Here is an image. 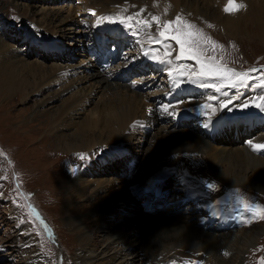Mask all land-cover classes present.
Listing matches in <instances>:
<instances>
[{
	"label": "bare ground",
	"instance_id": "6f19581e",
	"mask_svg": "<svg viewBox=\"0 0 264 264\" xmlns=\"http://www.w3.org/2000/svg\"><path fill=\"white\" fill-rule=\"evenodd\" d=\"M249 1L233 0V8H236L234 3L244 7L225 12L229 0H89L84 5L87 12L85 11L86 15L83 14L81 24L85 22L89 27L110 20L118 26L116 35L124 33L127 35L124 41L131 40L134 43V59L127 66L141 62L138 64L142 70L139 80L146 89L145 92H136L130 84L109 79L116 71H99L94 62L87 58L82 39L84 32L73 21L72 25L67 24L74 16V9L67 5L66 8L50 9L47 8L49 2L46 1L33 0L26 3L24 0H13L12 5L20 12V17L35 23L37 26L32 24L34 30L45 35V40L31 37V41L27 43L25 40L28 41L27 37L30 36L14 31L10 37L23 42L17 43L10 37L7 38L5 30L0 34V101L5 102L18 96L21 102H25L36 96L38 102L34 106L33 115H47L46 135L52 137L51 143H54L58 151L67 154L82 151L80 154L87 155L108 144H121L130 148L134 132L136 149L141 139L150 136L148 146L139 151L140 157L138 150H135L138 157L132 156L130 151H120L102 159L96 158L97 161L101 159L98 166L113 160V157L126 159L124 171L110 173V176H116L114 178L102 179L105 175L100 173L97 177L91 176L93 182L83 180L85 169L92 168L85 163L82 167L78 166L75 174L72 173L74 176L71 181L68 177H65L66 182L60 179L59 186L68 192L65 199L81 203L69 208L66 212L69 217L65 221L77 240L78 249L73 254L77 264H154L156 261L244 264L246 254L257 242L260 229L249 227L248 222L241 229L208 231L198 224L205 219L204 214H199L200 210L189 204H181L188 206L186 215L174 217L169 214V211L178 208L176 203L182 197L176 192L169 194L171 208L166 209L164 215L163 210L155 214L163 207V200L151 201L147 198L145 202L139 203V196L131 194L129 187L133 186L141 193L151 175L173 170L179 174V184L192 187L200 194L201 207L205 213H220L217 203L222 202L218 200L221 197L216 192L217 185L228 188L245 186L264 192V157L249 151L253 145L264 142V124L261 130L258 126L247 130L249 122L244 121L243 127L238 119L240 113L247 112L242 105L251 100L247 91L242 96L243 100L225 109L219 106L230 101H225L227 98L223 96L216 103L222 96L220 94L211 103L205 99L191 103H167V99H160L163 97V89L158 88L166 87L168 83L179 84L183 89L190 84L194 85L188 69L186 72L182 70L183 60L182 63L179 61L186 55L181 56L180 50L175 52L176 43L172 39L173 53L168 50V42H160L159 34L165 31V23L171 21V25H176L177 17L185 15L189 21L187 16H191L198 25L200 22H211L221 30L223 36L229 35L233 39H238L244 28L258 26L262 30L261 40L264 43V0ZM90 8L93 10L89 12ZM65 11L67 15L63 17L62 12ZM129 16L132 17L131 20L127 19ZM153 16L159 20H153ZM102 17L108 19H101ZM117 17L122 18L123 22ZM144 21L151 24V27ZM77 30L82 35L76 34ZM43 31L48 32L53 40L47 41L48 35ZM172 35L168 29L165 39ZM157 37L159 42L155 39ZM62 39L79 45H75L72 51L69 48L62 51L61 47H66L67 43H62ZM33 43L39 53L43 54H36L33 59L27 60L16 44L28 46ZM37 46L48 48L49 51L44 52ZM77 46L81 48L78 49ZM25 50L22 49V52ZM44 54L50 55V65H44L43 60L37 59L40 56L47 60V55ZM76 55L80 60L76 61ZM153 56L158 59H153ZM148 66L151 74L143 71ZM161 72L163 75L159 74ZM182 93L190 94L191 91ZM199 93L201 94L200 90ZM67 95L70 96L63 98ZM204 105L208 107L205 108ZM159 109L163 112L160 113ZM207 116H212L210 122L215 125L212 132L204 131L200 126L201 122L189 123L192 119ZM228 117L231 119L229 122ZM185 124H190L193 129L190 125L185 129ZM223 124L226 128H222ZM23 127L24 125L20 126ZM241 130H244V135H241ZM209 136L213 138L211 144L206 139ZM130 159L136 162L132 169L128 164ZM91 164L93 163L89 165ZM85 212L93 227L98 230L106 229L101 238L95 237V233L92 234L94 230L83 223ZM75 213L76 216L70 217ZM223 216L230 219L231 227L244 223L241 211H231ZM110 221L113 223L109 224ZM204 221L207 224L208 218ZM98 239L99 242L96 241ZM96 242L97 248L94 247ZM29 243L31 257L25 259L24 264H45L42 256L34 250V242Z\"/></svg>",
	"mask_w": 264,
	"mask_h": 264
},
{
	"label": "rangeland",
	"instance_id": "374dc122",
	"mask_svg": "<svg viewBox=\"0 0 264 264\" xmlns=\"http://www.w3.org/2000/svg\"><path fill=\"white\" fill-rule=\"evenodd\" d=\"M25 1L26 3H31L33 0H24V2ZM37 1L49 2L47 8L50 9H60L63 8V6L66 8V5L71 7L74 9V16L70 21H67V24L70 26L73 21L76 27H79L87 12L84 5H86L89 0ZM72 2L76 3L72 4ZM12 3L13 0H0V34L5 30L8 38L13 36L12 32L21 31V34L30 36L27 37L29 38L28 41L25 40L27 43L31 41V37L35 40L43 39L45 35L37 33V31L34 30L32 24H36L32 21V23H30L20 17V12L14 9ZM234 4L237 6L236 3ZM92 10L93 9L90 8L88 11L90 12ZM66 15V11L62 12L63 17ZM179 18L178 23L176 25H171L170 30L173 35L177 32L185 34L184 38L187 40L186 57L184 59H179V61L182 63L183 60L182 70L186 72V69H188L187 71L190 76L196 72V69L203 66L204 69L214 72L215 75L219 77L221 81H218L217 83L219 84L217 85L220 86L222 83L226 82L244 80V83L246 81L250 82L255 75H264V72L259 71L254 73L253 71L259 66H264V43L261 40L262 30L258 26H248L244 28V32L239 38L233 39L232 36L229 35L228 37L223 36L220 32L221 30L211 22L210 24L200 22L198 25L197 21L193 20L191 16H187V19H189L190 22L186 20L185 15L180 16ZM117 19L122 20L120 17H117ZM82 24L86 25L87 23L83 22ZM43 33L48 35L46 38L47 41L53 40L48 32L43 31ZM188 33H191V35H186ZM76 34L82 35L78 30L76 31ZM11 37L10 39L15 40ZM170 39V37L169 39H166L169 43L167 47L169 52L173 53V49H171L172 41ZM215 40L217 41L214 45ZM15 42L19 43L20 40L16 39ZM62 43H66V45L64 44L66 47H61L60 50L62 51L66 48H69V51H72L75 49V45H79L77 42L74 43L67 39H62ZM173 43L175 44L176 42L173 40ZM173 43L172 45H174ZM16 45L27 60L33 59L36 54H43L39 53L34 47V45H36L34 43L33 45L28 46L25 44ZM77 48L80 49L81 46H77ZM175 48V52L180 50L178 44H175ZM188 48L194 50L197 59L190 58L187 54ZM22 49L26 50L22 52ZM49 56L47 55L45 58H48ZM75 57L76 61L80 60V57L77 55ZM54 58L58 59L57 57ZM37 59L43 60L42 63H44V65H50V62L52 61L50 58L44 60V58H41L40 56H37ZM58 60L63 64L60 59ZM138 64H141V62ZM243 73H246L247 75H237ZM159 74H162V72ZM191 78L194 83L196 78ZM206 82H211V80H206ZM245 90L247 91V88H245ZM228 92L231 93L232 91ZM70 95L63 98H67ZM221 97H223V95L219 97L216 103L220 101ZM216 98H218V96L213 99ZM224 98L227 97L224 96ZM37 99L36 96H32L31 98H28L27 101L21 102V99L18 96H13L5 102H3V100L0 101V264H24L25 259L31 257V246H29V241L34 242L33 248L40 256H42V260L45 264H77L73 258V254L76 249H78V246H76L77 240L65 221L69 217V214L66 213L69 208L77 205L79 206L81 203L78 200L71 202L65 199V195L68 192L59 186L58 183L60 179H64L65 181L70 178L68 180L71 181L78 166L82 167L85 163L88 164L89 168L90 166H92V168L91 170L85 169L83 180H91L93 182L92 177H97L100 173L105 175L101 177L102 179L114 178L116 176H110V173L116 174L124 171L126 169V166L124 165L127 162L126 159L113 157V160L106 161L104 162L105 164H102L101 166H98V162H100L103 157L114 155L115 152L120 151H130L132 152L131 154H133L132 156L138 157L137 152H135V150H138V155L140 157L139 151H141V149L145 150L146 146H148V139L150 136L141 139L138 148L135 149L134 142L136 141V133L134 132L132 133L134 136L132 138L133 142H131L133 144L132 147H124L121 144H108L97 148L87 155H83V159H81L80 153L82 151L71 154L63 153L55 148L54 143H51L53 141V139H51L52 137L46 135L48 133L47 127H45L48 123L47 115L42 117L33 115L34 106L36 102H38ZM225 101H228V98L225 99ZM256 102L264 103V99L260 97ZM256 102L251 104L252 108L257 107ZM247 109L248 108H244L243 110L246 111ZM215 118H217V116ZM175 124L178 126L180 125V123L177 122ZM21 125H24V127L20 128ZM189 125L190 124H185V129H188L187 127ZM240 125L245 127L244 122H241ZM191 129L193 128L191 127ZM44 134L46 136H43ZM138 137L142 138V135L138 134ZM206 139L211 144L213 138L209 136ZM51 144L54 149L50 146ZM249 151L256 156L264 157L259 150ZM50 153L52 155H50ZM107 153L108 155H106ZM46 156L50 159L47 160ZM98 157H101L99 161L96 160ZM40 158H42L41 161ZM90 163L93 164L89 165ZM61 164H63L64 167ZM74 167L77 168L75 169ZM188 177L191 178V175H188ZM216 192L220 194L221 199L219 198V200L227 202L228 207L232 209L246 207V205L259 206L253 210L257 220L250 221L248 226L257 227L258 230L260 229L261 233L257 238V242L251 246L249 253L246 254L244 264H264V218H261L264 216V192L245 186L228 188L219 185H217ZM170 195L172 194L170 193ZM170 195L163 199V207L155 214L161 213L163 210L162 212L165 215L164 211L171 208L169 207L171 206L169 201L171 199ZM146 199L147 198H140L137 200L139 203H143ZM177 204L179 205L178 208L172 209V211H169V214L174 217L178 215H186V208L188 206L181 205L180 201L179 203H176V205ZM30 205H34V207L37 208L38 213L44 217L41 222H43L42 225L45 232H49L48 225H50L53 231H55L58 236L57 240H59V247L52 245L53 248H51L48 245L45 232L42 230L41 225L36 223L37 219L33 212L28 210V208H31ZM28 211L31 212L32 217L29 216ZM76 215L77 214L75 213L70 215V217ZM83 219V223L89 226L92 231L94 230L92 234L95 233V237L100 236L101 238V236L104 235L106 229L98 230L93 227L91 219L86 212ZM112 223L113 221L109 222V224ZM96 241L99 242V239ZM96 243L94 244L95 248L98 246V243Z\"/></svg>",
	"mask_w": 264,
	"mask_h": 264
},
{
	"label": "snow or ice",
	"instance_id": "6c2138e0",
	"mask_svg": "<svg viewBox=\"0 0 264 264\" xmlns=\"http://www.w3.org/2000/svg\"><path fill=\"white\" fill-rule=\"evenodd\" d=\"M232 4H233V0H229V6H226L225 7V12H229V11H233V10H238L239 8H242V7H244V5H237L236 6V8H233L232 7ZM139 14V13H138ZM101 19H108L107 17H102ZM127 19L128 20H131L132 19V17L131 16H129V17H127ZM152 19L153 20H155V21H158L159 20V18L158 17H155V16H153L152 17ZM179 17H177V21H179ZM121 22H123V20L121 21ZM143 23H145L148 27H151V24H149L147 21H144ZM171 24H172V22L171 21H169V22H167V23H165L164 24V29H165V31H161L160 32V37H165V38H167V30L168 29H170L171 28ZM184 35L185 34H181V33H179V32H177L175 35H172L171 36V39L172 40H174L175 42H176V44H178L179 45V47H180V55L181 56H183V55H185L186 54V44H187V40L184 38ZM186 35H191V33H188V34H186ZM151 38V37H150ZM156 39V41L157 42H159V38L157 37V38H155ZM187 54L190 56V58L191 59H197V56L194 54V50L193 49H191V48H188L187 49ZM153 59H158V57H156V56H153L152 57ZM127 59V58H126ZM177 59H179V57H177ZM253 71H255V70H253ZM215 73L214 72H212V71H206L205 69H204V67L202 66L201 67V70H200V72H199V76H206V75H214ZM193 75L195 76V75H197V73H193ZM237 75H240V76H246L247 74L246 73H243V74H237ZM241 84L243 83V81H241L240 82ZM208 86H214V85H208ZM232 86H234V87H239L240 85L239 84H233ZM218 91H219V89H217ZM262 99H264V98H262ZM258 108H261V107H264V105H260V104H257L256 105ZM203 107H205V108H207L208 107V105H204ZM219 107H221V108H228V105L227 104H224V105H220ZM242 107L243 108H247L248 107V104L247 103H245L244 105H242ZM209 122H210V118H209ZM209 122H206L205 123V127L207 128L208 126H209ZM253 147L255 148V149H264V144H255V145H253ZM80 156H81V159H83V154H80ZM210 186V185H209ZM246 207L249 209V210H254L255 208H258L259 206L258 205H246ZM261 218H264V216H262ZM47 230V229H46Z\"/></svg>",
	"mask_w": 264,
	"mask_h": 264
}]
</instances>
